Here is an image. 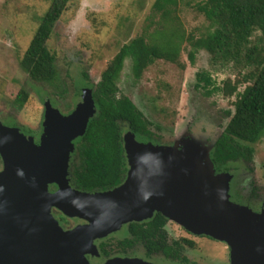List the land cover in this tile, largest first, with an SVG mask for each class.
Instances as JSON below:
<instances>
[{"label": "rangeland", "instance_id": "rangeland-1", "mask_svg": "<svg viewBox=\"0 0 264 264\" xmlns=\"http://www.w3.org/2000/svg\"><path fill=\"white\" fill-rule=\"evenodd\" d=\"M53 1L0 0V120L6 121L5 125L0 122L1 126L6 129H17L22 135L20 128L30 131L29 128L35 127L37 123L39 125V121L43 118L44 133L46 102L61 116L68 117L79 105L85 103V91L91 92V87L98 82L100 73L108 61L123 45L138 37H143L146 43H151L152 39L155 42L174 41L172 31L180 27L184 38L180 42L179 62L184 65V69L165 61H156L134 84L131 62L126 59L118 87L121 93L129 96L154 124L161 127L162 137L159 139L161 142L160 144L156 142L154 145L172 146L187 139L200 145H207L206 137L203 135L207 132L201 128L208 121H199V116L207 119L211 115V120L215 122L222 109H232L231 103L235 99L207 97L200 103L203 105L202 108L193 103L190 89L195 83V74L198 71L202 69L211 71L219 83L229 74L233 75L226 70L210 68L208 55L203 51L196 54L193 66L187 58L190 50L188 36L199 38L213 29L197 11L198 0H177L176 23L164 22L161 15L153 11L155 0H68L67 9L55 24L52 38L47 43L56 57L57 82L55 86H43L29 79L22 70L20 61ZM160 32L162 33L159 35ZM20 89L27 93L28 98L22 107H16L13 101ZM8 113L14 118L6 119ZM91 113L89 120L96 114L95 106L91 109ZM14 123L19 129L10 127L14 126ZM188 129H192L191 132ZM207 130L209 128H206ZM128 133L129 130L124 128L122 134L124 153H126L125 145H129L125 141ZM80 137H75L71 143L76 146ZM131 142L148 143L136 136ZM253 148L251 164L238 161L227 164L225 169L219 172L215 167L214 170L216 174L227 173L232 176L228 183L230 203L240 208H247L255 214H261L264 209L256 213L252 208L264 203V137L253 145ZM71 156L72 154L70 158ZM125 158L126 174L123 183L129 179L131 173H134L132 180L139 175L137 171L132 172V166L128 163V158L126 156ZM69 185L71 189L77 190L70 184V178ZM241 197L245 202H233ZM155 214L157 213L153 216ZM50 215L57 220L64 231L84 224V221L69 218L54 207L50 208ZM59 219H63V223H60ZM256 221L254 220L253 223ZM128 225L124 224L120 229L96 239L93 246L96 247L98 255L87 254L86 259L88 255L90 256V260L87 259L89 264H105L115 258L139 259L151 264H180L163 260L159 255L149 259L144 249L140 247L122 253L125 257L118 254L109 258L101 256L98 250L99 243L105 240L115 243L127 239ZM166 232L169 240L185 237L195 243V248L185 253L188 264H230V248L226 242L191 233L173 221H168Z\"/></svg>", "mask_w": 264, "mask_h": 264}, {"label": "water", "instance_id": "water-1", "mask_svg": "<svg viewBox=\"0 0 264 264\" xmlns=\"http://www.w3.org/2000/svg\"><path fill=\"white\" fill-rule=\"evenodd\" d=\"M85 92V103L68 117L46 102L39 146L0 124V264H89L86 255H98L96 239L154 213L226 242L230 264H264V211L255 214L229 202L232 176L215 173L209 145L189 139L172 146L138 144L129 132L124 148L132 172H139L135 180L131 173L107 192L71 189V141L85 133L94 106L91 92ZM51 184L57 186L54 193ZM52 207L84 224L64 231L51 217ZM105 264L151 263L115 258Z\"/></svg>", "mask_w": 264, "mask_h": 264}, {"label": "trees", "instance_id": "trees-1", "mask_svg": "<svg viewBox=\"0 0 264 264\" xmlns=\"http://www.w3.org/2000/svg\"><path fill=\"white\" fill-rule=\"evenodd\" d=\"M67 4L68 0L53 1L20 61L22 70L36 84L55 86L57 82L56 57L47 43ZM196 4L197 11L213 29L199 38L188 36L190 64L193 66L196 54L203 51L208 55L210 68L233 73L219 83L211 71L202 69L195 74V83L190 89L193 103L199 108L207 97L235 99L232 109L219 112L221 131L210 145L211 161L219 172L232 162L251 164L253 145L264 137V0H198ZM176 7L177 0H155L152 9L164 22L176 23ZM172 34L174 41L155 42L152 39L151 43H146L143 37L131 40L100 73L98 82L91 87L96 114L77 140L69 166L72 187L94 193L107 192L122 184L126 174L124 128L137 138L160 144L161 127L154 124L129 96L121 93L118 81L126 59L131 62L134 84L156 61L184 69L179 62L184 34L180 27ZM27 98V93L20 90L14 102L22 107ZM167 223L168 220L158 213L146 222L131 223L127 227V239L115 243L102 241L99 252L109 258L141 244L147 257L163 255L170 261L188 264L185 253L195 245L188 240H169Z\"/></svg>", "mask_w": 264, "mask_h": 264}, {"label": "flooded vegetation", "instance_id": "flooded-vegetation-1", "mask_svg": "<svg viewBox=\"0 0 264 264\" xmlns=\"http://www.w3.org/2000/svg\"><path fill=\"white\" fill-rule=\"evenodd\" d=\"M20 90H22V89H20ZM20 90H18V93L20 92ZM17 93V94H18ZM16 94V95H17ZM13 103L15 104V102L13 101ZM16 105V104H15ZM16 107H19V105H17ZM15 108V107H14ZM7 118L6 119H8V118H10V117H13L12 116V114L11 113H8L7 115ZM200 117V119H199V121H203V120H207L208 122H205L204 124H203V126H202V128H201V130H203L204 132H207V133H204L203 135H205V137H206V140H207V142H206V144L207 145H213V143H214V141H215V139H216V137L218 136V133L220 132L219 130L221 129V127H220V125L222 124V121L218 118L217 120H215V123H214V121H212L211 120V118H210V116H208L207 117V119L204 117L203 118V116H199ZM14 118V117H13ZM2 119V118H1ZM42 121H43V118L41 119V121H39V125H38V123H37V125L35 126V127H33V128H29L30 129V131H24L22 128H20L19 129V127L17 126V124L16 123H14V126H10V127H13V128H18L19 130H20V132L22 133V135H24L25 136V138H26V140L28 141V140H32V142H33V144L35 145V146H39V144H40V139H41V136H42V133H43V129H42ZM0 122L2 123V124H4V123H6V121H4V120H0ZM5 125V124H4ZM6 126H8V125H6ZM206 128H209V130H207L206 131ZM189 130V129H188ZM191 130L192 129H190L189 130V132H191ZM188 132V131H187ZM188 132V133H189ZM71 161H72V156H71V158H70V161H69V166H70V164H71ZM3 163H2V161H1V157H0V172L3 170V165H2ZM70 178V174H69V167H68V179ZM48 190H49V192H55L56 190H57V186L55 185V184H51V185H49V187H48ZM237 200V201H236ZM236 200H233V202H245V200L243 199V197H241V198H236ZM252 209H254V212H256V213H259V212H261L263 209H264V203H262L261 205H259L258 207H255V208H252ZM60 223H62L61 222V219H59L58 220ZM80 223H82V222H80ZM79 223V224H80ZM143 223V222H142ZM131 224V223H130ZM126 233L128 234V232L126 231ZM188 240V241H190L193 245H195V243L191 240V239H187V238H185V237H180L178 240ZM173 241V240H172ZM138 247H140V248H142V246H141V244H135V245H133V247L132 248H130L129 250H126V251H124L123 252V254H125V253H127V252H129V251H132V250H134V249H136V248H138ZM98 250H99V248H98ZM99 254H100V252H99ZM123 254L121 253V254H118V255H122V257H125V256H123ZM186 255V254H185ZM153 256H156V255H151L150 257H147V258H151V257H153ZM162 258H163V260H166V261H170V260H168V259H166L163 255H160ZM87 259H89L90 260V256L88 255L87 256ZM148 259V260H149ZM188 260V259H187ZM146 262H148V261H146ZM170 262H173V263H180L179 261H170ZM150 263V262H149ZM181 264V263H180Z\"/></svg>", "mask_w": 264, "mask_h": 264}]
</instances>
